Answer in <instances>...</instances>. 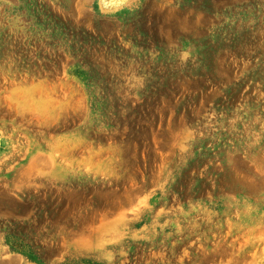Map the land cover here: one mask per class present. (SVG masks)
Wrapping results in <instances>:
<instances>
[{
  "label": "rangeland",
  "instance_id": "374dc122",
  "mask_svg": "<svg viewBox=\"0 0 264 264\" xmlns=\"http://www.w3.org/2000/svg\"><path fill=\"white\" fill-rule=\"evenodd\" d=\"M0 264H264V0H0Z\"/></svg>",
  "mask_w": 264,
  "mask_h": 264
}]
</instances>
